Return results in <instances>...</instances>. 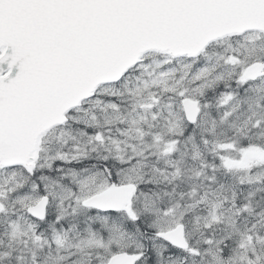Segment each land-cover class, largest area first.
<instances>
[{
	"label": "snow or ice",
	"instance_id": "snow-or-ice-1",
	"mask_svg": "<svg viewBox=\"0 0 264 264\" xmlns=\"http://www.w3.org/2000/svg\"><path fill=\"white\" fill-rule=\"evenodd\" d=\"M0 264H264V0H0Z\"/></svg>",
	"mask_w": 264,
	"mask_h": 264
}]
</instances>
